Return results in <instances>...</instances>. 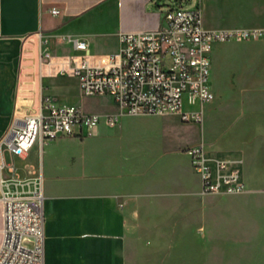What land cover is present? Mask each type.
<instances>
[{
	"label": "crops",
	"instance_id": "crops-1",
	"mask_svg": "<svg viewBox=\"0 0 264 264\" xmlns=\"http://www.w3.org/2000/svg\"><path fill=\"white\" fill-rule=\"evenodd\" d=\"M170 4L0 0V141L17 122L21 127L26 117L37 114L45 96L60 105L80 93L75 76L50 72L43 64L45 50L58 56L83 54L62 41L70 36L87 42L88 55L96 63L120 51L121 34L149 32L164 24ZM54 8L59 15L51 13ZM200 11L209 30L264 29V0H204ZM102 134L97 128L96 142L69 136L37 140L24 158L4 152L21 180H42L45 264H264V200L258 190L232 195L249 198L251 205L241 208L210 206L216 195H202L200 176L196 191L179 175L164 178L167 189L141 191L137 162H123L102 150ZM37 144L35 161L28 162ZM208 156L234 162L246 185L244 150ZM17 162L28 176L20 173ZM1 195L0 186V237ZM245 211L250 213L240 214ZM177 214H183V221H176ZM196 226L199 233L193 232ZM224 246L234 252H224Z\"/></svg>",
	"mask_w": 264,
	"mask_h": 264
},
{
	"label": "built area",
	"instance_id": "built-area-1",
	"mask_svg": "<svg viewBox=\"0 0 264 264\" xmlns=\"http://www.w3.org/2000/svg\"><path fill=\"white\" fill-rule=\"evenodd\" d=\"M53 15H59L52 9ZM264 40V29L209 30L203 26L200 8L185 10L171 2L164 24L153 31L123 33L119 52L98 58L88 55L87 42L63 37L80 55L41 54L50 72L73 75L83 98L112 97L116 111L87 112L82 106H60L45 96L37 114L23 126L13 125L0 141V186L3 226L0 264H45V212L41 179L21 180L14 162L4 152L24 158L37 140L93 136L104 123L115 126L122 116H175L185 123L202 124L205 104L215 95L210 84L215 44ZM200 104L184 110V98ZM5 147V150L2 149ZM200 176L204 196H232L247 192L240 168L232 161L210 158L206 144L186 148Z\"/></svg>",
	"mask_w": 264,
	"mask_h": 264
},
{
	"label": "rangeland",
	"instance_id": "rangeland-1",
	"mask_svg": "<svg viewBox=\"0 0 264 264\" xmlns=\"http://www.w3.org/2000/svg\"><path fill=\"white\" fill-rule=\"evenodd\" d=\"M167 1L175 2V5L185 10H204V0ZM227 1L217 0L221 4ZM214 6L218 7L215 4ZM212 62L210 81L215 99L205 104L202 124L185 123L175 116H122L113 128L104 123L98 127L103 133L102 150L123 162H137L135 171L140 176L141 191L167 189L162 186L164 178L177 175L187 181L189 190L196 191L199 175L192 167L191 159L185 152L186 148L205 143L206 151L215 155L224 150L241 149L245 151L247 158L242 168L248 190L246 195L254 188L264 200V40L215 44ZM59 104L82 106L87 112L100 114L116 111L115 103L109 96L83 98L79 93L70 99L69 104ZM200 109V104L184 98V110ZM86 138L96 142L97 137L93 135ZM38 144L32 149L28 162L35 161ZM17 163L20 173L28 176L23 165ZM249 203V198L223 195L216 196L209 204L241 208L251 205ZM249 213L245 211L240 214ZM177 215L176 221H183V214ZM199 231L197 226L193 230L194 233ZM224 249L226 253L234 252L232 246H224ZM246 264L261 263L253 261Z\"/></svg>",
	"mask_w": 264,
	"mask_h": 264
}]
</instances>
